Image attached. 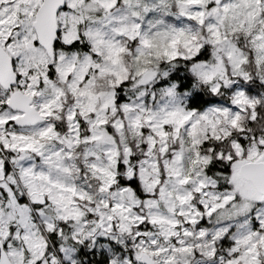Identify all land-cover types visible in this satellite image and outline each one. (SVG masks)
<instances>
[{"label": "snow or ice", "instance_id": "obj_1", "mask_svg": "<svg viewBox=\"0 0 264 264\" xmlns=\"http://www.w3.org/2000/svg\"><path fill=\"white\" fill-rule=\"evenodd\" d=\"M0 264H264V0H0Z\"/></svg>", "mask_w": 264, "mask_h": 264}]
</instances>
